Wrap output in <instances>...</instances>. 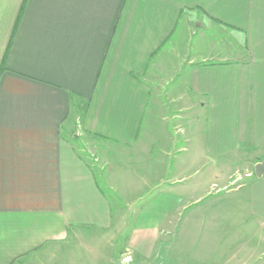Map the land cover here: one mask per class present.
I'll return each mask as SVG.
<instances>
[{"label":"crops","instance_id":"crops-1","mask_svg":"<svg viewBox=\"0 0 264 264\" xmlns=\"http://www.w3.org/2000/svg\"><path fill=\"white\" fill-rule=\"evenodd\" d=\"M204 29L224 43L210 41L207 53L192 49L190 37L203 38ZM162 92L193 103L194 118H201L193 131L201 134L199 155L196 162L187 154L172 161L175 139L163 127L160 161L143 180L164 181L160 196H143L147 185L133 196L149 199L145 207L124 215L69 132L81 117L82 132L129 150L131 158L141 149L140 156H150L157 142L152 123L167 118L157 109ZM174 112L173 118H189L184 109ZM187 129L177 152L188 151ZM204 158L215 168L202 176ZM263 158L264 0H0V264L64 241L77 227L111 231L128 251L124 264L157 262L161 246L170 247L162 264H197L192 230L201 253L218 248L211 232L199 241L198 227L202 216L214 221L223 193L247 198L238 220L251 227L236 244L247 248V264H263L251 248L264 245V171L252 178ZM238 162L250 173L247 196L241 185L225 188L234 176L221 182L219 175L221 166ZM124 217H132L129 226ZM223 257L222 264H235L233 252Z\"/></svg>","mask_w":264,"mask_h":264},{"label":"rangeland","instance_id":"rangeland-1","mask_svg":"<svg viewBox=\"0 0 264 264\" xmlns=\"http://www.w3.org/2000/svg\"><path fill=\"white\" fill-rule=\"evenodd\" d=\"M191 22V29L189 27V30H195L193 26H196L198 23L193 22V20ZM202 34L205 35L203 38H199L195 34L190 37L189 45L190 47H192V49L193 47H196V51L207 53L212 49L210 41L215 42L217 40L220 43H224L225 38L222 35L216 33L214 34L213 31L204 29ZM192 56H198V54L196 53ZM161 95H163V100H161V102L164 103V106L159 103L161 107H157V109L167 114V118H155V123H152V125L154 126V138L152 140L156 139L157 144L155 143L154 146L149 148L150 156L146 155L145 158L140 156L142 151L141 149V151L139 150L140 152L137 158L133 156L131 158L129 156V150L122 149L119 151L115 148L114 144H111L106 140L96 138L88 133L82 132L79 126L81 117L76 118V127L69 132V138L72 139L73 143L77 147L79 154L83 159L91 164L93 172L95 173L96 182L108 197L111 206L113 208L117 205H121V207L123 206L124 215H126V212L128 210L131 211L133 207L139 208L140 206H144L146 200H152L151 196H160V192L158 189L159 187L163 186L164 181L153 180V183L148 184L147 179V182H143V180H145L149 168L151 167V169H155L156 165H158L160 161V146L158 140L160 141L166 139V135L162 132L163 127H165L169 131L171 137L175 139L174 143H171V146L173 145V149L171 151L177 154H171V160L174 155H181L184 157L187 154L189 162L192 160L196 162V157L197 155H199L198 149H200L201 134H196L193 131H196V129L194 128L196 123L198 125V128L199 125H201V118H194L195 114L193 113H195L194 111L196 110L193 106L190 107L191 105H193V103H191L190 101H185L183 99L174 102L171 101L168 96L164 95L163 92ZM178 108L184 109V111L187 113L186 115H188L189 118L182 120H180L179 118H173L172 115L173 113H175L174 110ZM190 115L192 116L190 117ZM186 120L188 121V123L185 122ZM187 125L189 136H191V138H189L190 141L187 145L188 151L187 153L185 152V150L177 152L178 146L183 147L186 145L181 139L182 133ZM172 127H177V131L175 132V129ZM180 130H182V132H180ZM197 137L200 138L198 142H196ZM131 155L133 154L131 153ZM247 155H250V153H248ZM132 159H134V161ZM166 160L167 158L165 159V161ZM172 161H174V159ZM243 163L244 162H238L237 166H233L232 164L228 163L224 164L220 167L221 172L219 173V175L222 179L221 182L225 181L227 176H234V181L232 180V182H229L225 188H228L227 191H230L231 188L241 185L240 189L238 188L239 190H237L247 196V190L249 189L247 188V184L249 183H247V179L249 178V176L247 175H250V173L244 171V168L247 167V163ZM211 166L215 168V163H213V165H210L208 164L206 158H204L203 167L201 168L200 166L197 169L199 171V175L204 176ZM252 178H257L254 170ZM147 185H149V187H147L149 188L147 189L149 191L148 193H144L143 196L148 194L149 199H147L146 197L143 199L133 198L135 194L137 196H141L144 190H146L145 188ZM231 194L232 195L230 196V198H228V194L223 193V198H221L214 206L215 208H218L217 210H220L219 214L217 213L214 218V221L217 223L214 224V221L212 218H210V215H206L204 217L202 216V218H204L203 223H200L198 227L200 229L198 233V235L200 236L199 241H201L202 237L206 238V235L211 232L210 234L215 237L218 236V239L221 242L218 248L215 246H210L208 249L210 253H201V247H199L198 242H196L195 240L197 238V228L195 227L196 230H192L191 239L193 240L190 247H192L193 249L191 250L190 248V254L192 256H196L198 260L200 258L197 264H222L223 260L221 259H223V256L228 255L230 252H233L234 254L233 263L247 264V248L245 250H242V248L238 249L239 247L236 244L243 242V237H247V225L248 227H251L249 221L247 222V219L244 220V222L241 218L240 220H238L239 216L243 217L242 213L245 209L243 208L244 204L242 202L247 198L241 196V194ZM202 205L203 207H209V209L212 210V206L208 205L207 202ZM240 212L241 214H237ZM132 217H129L128 219L124 217V220H122L123 223L129 226L132 223ZM212 226L214 227V229L213 231H210ZM252 227H255L254 223L252 224ZM111 233V231L106 232V234L104 235L97 229L77 227L73 229V231H71V235L66 238V240L47 243L38 251L24 257L15 264H124V262L122 261H126L129 258L128 256H125L128 251H126L127 249L125 250L123 241L120 239L116 240L114 238V234ZM251 248L254 251L258 250L262 254L260 257H263V259L261 260H263L264 264V245L259 248L255 243V245H252ZM168 249H170V247L161 246L160 252L158 254L162 257H158L159 261H151V263L148 264H162L163 254L167 253ZM260 249H262V251H260ZM200 253L201 255H199ZM208 254L210 255L209 258H207L206 256ZM203 255L205 257H203ZM105 257H107L109 261H105ZM219 257L220 262L218 261ZM242 259H244L245 261H241Z\"/></svg>","mask_w":264,"mask_h":264},{"label":"water","instance_id":"water-1","mask_svg":"<svg viewBox=\"0 0 264 264\" xmlns=\"http://www.w3.org/2000/svg\"><path fill=\"white\" fill-rule=\"evenodd\" d=\"M254 171L256 176H260L264 171V158L262 161L255 164Z\"/></svg>","mask_w":264,"mask_h":264}]
</instances>
